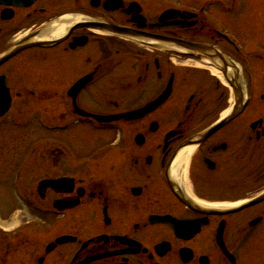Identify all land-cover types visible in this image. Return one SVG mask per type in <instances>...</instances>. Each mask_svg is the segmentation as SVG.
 Here are the masks:
<instances>
[{
  "label": "flooded vegetation",
  "instance_id": "flooded-vegetation-1",
  "mask_svg": "<svg viewBox=\"0 0 264 264\" xmlns=\"http://www.w3.org/2000/svg\"><path fill=\"white\" fill-rule=\"evenodd\" d=\"M43 1L29 8L0 4V45L58 18L82 20L69 25L55 47L23 51L0 66L11 96L9 113L16 101L59 100L65 108L54 117L56 132L89 129L105 140L76 153L55 141L58 173L43 180L67 181L23 205L42 226L25 232L35 239H26L20 264H264V66L255 92L252 56L236 51L199 16L160 23L140 0H90L58 12ZM193 21L197 26L188 27ZM94 22L174 36L210 50L200 54L202 60L175 63L172 53L83 26ZM219 53L239 64L241 80L251 82L235 117L237 94L224 74L220 79L211 71L226 63L215 60ZM26 59L40 65L54 60L53 77L41 72L31 79L20 69L15 82L19 70L13 68ZM166 92V101L138 120L100 124L81 114L133 113ZM98 100L107 105L95 107ZM16 248L0 243V264H14Z\"/></svg>",
  "mask_w": 264,
  "mask_h": 264
},
{
  "label": "rangeland",
  "instance_id": "rangeland-1",
  "mask_svg": "<svg viewBox=\"0 0 264 264\" xmlns=\"http://www.w3.org/2000/svg\"><path fill=\"white\" fill-rule=\"evenodd\" d=\"M89 1L44 0L42 6L48 9L53 4L54 10L52 12H58L73 8L78 2L89 5ZM140 3L153 11V18L158 17L166 8H176L196 14L201 13V9L205 7L206 13H204V16L206 20L209 18L208 21L211 25L213 24L216 28L222 27L223 29L220 30L236 37L238 43L249 52V56H252L248 58L254 73L252 86L255 92L260 91L263 83L261 81V79L263 80L262 67L264 66V57H262L264 56V50H259L264 48V0H140ZM22 37H24V32L17 36H11L0 45V48H9ZM93 44L97 45L96 42ZM252 49L255 51L252 52ZM50 56L54 59L55 54ZM131 59L134 58L126 57L127 61H133ZM162 59L165 60L164 57ZM171 60L175 63L183 61L182 58L176 55H172ZM75 62L77 65H81L82 61L77 58ZM143 62H146V60H143ZM56 67L57 64L54 60L46 65L30 63L27 59L21 60L13 68L14 71L19 70L14 74V81H20V69L23 71L25 69L29 78L32 79L33 77H39L41 72L40 77H53ZM143 96L146 97L147 95ZM85 103L89 105V99H86ZM63 105L65 106V102L62 104L59 100H51L46 105L31 99L16 101L15 110L3 120H0L1 219L10 222H13V220L14 222L16 220L25 222L35 218L16 210L21 204L16 200L13 193L15 188H19L23 197L36 195V189L41 179L58 173L52 154L56 140L65 141L69 146V150H72V152L76 150L75 153L90 149L95 146L97 140H105L104 137L88 132L89 129H85L86 133L82 132L84 131L82 128L56 132L55 125L57 121L54 119H58L61 111L60 107H64ZM105 105L107 103L102 100L94 102V106L98 108L105 107ZM259 112H261V108ZM42 144H44L43 148H41ZM18 174L20 178L16 177ZM15 178H18V180L16 181ZM32 224L33 230L41 229L42 225H39L40 223L35 222ZM43 225L47 227L46 223ZM23 254L21 252L15 255L14 264L22 262Z\"/></svg>",
  "mask_w": 264,
  "mask_h": 264
},
{
  "label": "water",
  "instance_id": "water-1",
  "mask_svg": "<svg viewBox=\"0 0 264 264\" xmlns=\"http://www.w3.org/2000/svg\"><path fill=\"white\" fill-rule=\"evenodd\" d=\"M35 1H37V0H0V3L27 7V6L32 5ZM178 15H179L178 11L166 12L165 14H163L161 21L168 19V18L169 19L175 18ZM89 26H92V25H89ZM97 26L99 28H102L106 31H109L111 33H114V34H117L120 36H127V37L136 38V39L153 40L157 43L170 45L173 47L180 48L182 50H186L189 52L191 51L193 53H202V52L208 50V47H205L203 45L194 44V43L186 42V41L175 39V38L157 36V35L152 36L149 34L137 32V31L135 32V31L125 29V28H118V27H115L112 25H107V24L97 25ZM141 27H144V26H141ZM58 43L59 42H56V43H53V42H41V43L25 42V43H22L21 45H18L15 49H13L9 53H7L5 56L0 58V65L24 49L35 47V46L48 47V46L56 45ZM1 82H2V80H0V85L2 84ZM0 87L4 88L3 85ZM162 101L163 100H159L157 104L161 103ZM10 103H11V99H10L9 95L6 94V91H3V94H0V117H2L3 115H5L8 112V110L10 108ZM152 108H153V104H151L147 108L143 109L141 111L142 115L144 113L150 111ZM139 113L140 112H138V114H136V115H125V116H117V117H94V118L99 120L100 122H110V121L118 120L121 118L132 119L133 116L139 117L141 115ZM56 185H57V183L55 181H47V182L42 183L41 187L55 188Z\"/></svg>",
  "mask_w": 264,
  "mask_h": 264
},
{
  "label": "bare ground",
  "instance_id": "bare-ground-1",
  "mask_svg": "<svg viewBox=\"0 0 264 264\" xmlns=\"http://www.w3.org/2000/svg\"><path fill=\"white\" fill-rule=\"evenodd\" d=\"M64 19L67 20V21H65L66 23H64V25H58V26L54 25V26L47 28L45 30V32L41 35V38L43 40H48V39L58 38V37L64 35L68 29V26L77 22V21L82 20V17L70 15V16L65 17ZM211 71L215 76L219 77L220 79H223V73L221 71H219L217 69H212ZM13 226L14 225H8L7 227L10 228ZM5 227H6V225H5Z\"/></svg>",
  "mask_w": 264,
  "mask_h": 264
}]
</instances>
